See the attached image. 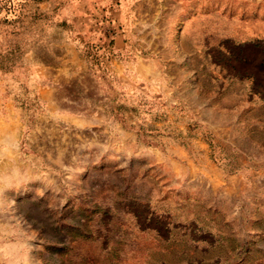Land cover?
<instances>
[{"label": "rangeland", "instance_id": "rangeland-1", "mask_svg": "<svg viewBox=\"0 0 264 264\" xmlns=\"http://www.w3.org/2000/svg\"><path fill=\"white\" fill-rule=\"evenodd\" d=\"M0 264H264V0H0Z\"/></svg>", "mask_w": 264, "mask_h": 264}]
</instances>
